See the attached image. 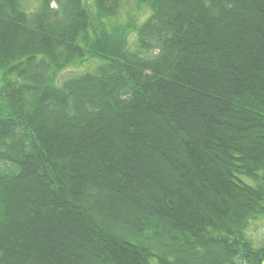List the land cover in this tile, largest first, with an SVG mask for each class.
I'll return each mask as SVG.
<instances>
[{"label": "trees", "instance_id": "16d2710c", "mask_svg": "<svg viewBox=\"0 0 264 264\" xmlns=\"http://www.w3.org/2000/svg\"><path fill=\"white\" fill-rule=\"evenodd\" d=\"M31 1L0 0V264H264V0Z\"/></svg>", "mask_w": 264, "mask_h": 264}, {"label": "rangeland", "instance_id": "374dc122", "mask_svg": "<svg viewBox=\"0 0 264 264\" xmlns=\"http://www.w3.org/2000/svg\"><path fill=\"white\" fill-rule=\"evenodd\" d=\"M85 1L86 4L91 9V12L94 14L95 8L93 5V0H85ZM26 6L30 11L34 12L38 8H40L41 1L33 0L27 3ZM52 8H56V5L53 4ZM151 14L152 12L148 7L142 6V8H138V5L136 4L135 1L123 0L118 15L116 17L113 16V18H109V20L107 19L108 20L107 24L115 25V24H129L136 22L137 25L140 27L143 23H145L148 20V18H150ZM136 40H137V34L132 33L129 37L128 47L130 49L132 50L135 49ZM98 65H100L99 60H86L85 62L82 63L73 64L59 74L58 82L61 84L67 79L75 78L86 73H91L95 71ZM247 237L255 248H259L264 244V217H260L252 221L251 225L248 228Z\"/></svg>", "mask_w": 264, "mask_h": 264}]
</instances>
